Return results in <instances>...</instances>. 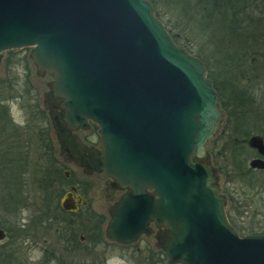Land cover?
<instances>
[{"label": "water", "instance_id": "water-1", "mask_svg": "<svg viewBox=\"0 0 264 264\" xmlns=\"http://www.w3.org/2000/svg\"><path fill=\"white\" fill-rule=\"evenodd\" d=\"M27 47L38 74L54 78L67 128L99 126L97 171L132 190L113 212L111 240L136 242L154 222L168 230L172 264H264V235L235 230L208 159L225 117L219 93L149 0H0V60ZM248 145L259 154L249 166L264 170V137ZM71 196L64 210L77 208Z\"/></svg>", "mask_w": 264, "mask_h": 264}, {"label": "rangeland", "instance_id": "rangeland-1", "mask_svg": "<svg viewBox=\"0 0 264 264\" xmlns=\"http://www.w3.org/2000/svg\"><path fill=\"white\" fill-rule=\"evenodd\" d=\"M169 8L161 4L159 12L162 20L159 19L178 34L185 46L190 47L191 54L207 60L217 80H222L224 76L228 88L221 85L225 104H231L228 95L232 86L238 90L240 87L244 88L250 99L245 102L249 108V126H242V123L241 126L237 125L236 115L239 110L232 111L228 106L227 111L222 110L225 117L221 129L208 144V159L216 170L220 192L226 197L227 216L230 214L235 217L233 227L240 236L250 233V229L260 233L264 227V171L254 170L252 174L249 173L256 181V184L250 187L249 180L242 179L241 176L247 173L250 160L257 157V154L249 147L250 150L235 149L234 141L229 140L230 135L241 138L246 134V128L264 137V63L254 62L247 57L236 65H230L224 59L225 55L217 52V38L211 29L203 33L197 21H188L181 12H173ZM178 25L186 30L178 33ZM32 50L29 47L4 51L0 60V92L11 97L8 101L11 116L18 124H25L30 120L32 125L29 138L32 144L30 162L25 170L26 186L23 188L22 199H15L9 205L0 202V220H8L13 213L12 222L18 229V232L13 231L16 230L14 227L9 232L5 231L6 238L0 241V252L5 256H0V264H53L49 260L51 254L65 253V241L70 240L71 243L79 241L82 250L72 254L70 252L68 261H88L89 264H101V261L103 264H138L133 254L125 261L117 257L112 258L120 251L104 233V219H109L107 209L111 202L107 199V191L101 181L96 180L95 176L85 175L72 163L66 162L65 165L60 162L65 160V157L64 153L59 151L58 138L54 133L56 125L49 112L48 99L54 78L51 74H38L31 57ZM230 51L235 52L234 47ZM46 132L47 136L44 138ZM43 143L50 146L42 149ZM66 171L70 173L67 180L64 176ZM47 180L50 183L45 191L40 186ZM68 184L81 188L80 192L85 201V206L80 209L81 214L66 215L62 209L63 189L65 187V190H68ZM45 193L50 196L49 199ZM7 209H11V212ZM65 219L70 224L75 223V228L67 226ZM70 229L74 231L75 239L66 240L65 230ZM81 236L84 238L83 242ZM142 240L153 242L154 238L143 235L137 244L141 248L144 247ZM160 264L172 263L164 258Z\"/></svg>", "mask_w": 264, "mask_h": 264}, {"label": "trees", "instance_id": "trees-1", "mask_svg": "<svg viewBox=\"0 0 264 264\" xmlns=\"http://www.w3.org/2000/svg\"><path fill=\"white\" fill-rule=\"evenodd\" d=\"M149 1L153 5L155 15L161 20L162 18L159 11L161 4H164L170 7L169 9L173 12H181V15L186 17L188 21L189 19L197 21L199 23V27L203 29V33H205V30L209 32L211 29L213 35L217 38L219 48V51L217 52L225 55L224 59L227 60L230 65H236V63H240L247 57L250 60L252 59L254 62L262 61V63H264V0ZM166 28L171 33L176 43L184 46L190 53H192L190 47L185 46L186 44L184 45V42L180 40L178 34L173 31V29L168 26H166ZM181 30L183 31L186 29L183 28V26L178 25V33H182ZM232 47H234L235 52L230 51ZM202 60L207 66L208 77L214 81V86L219 92L222 110L225 109V111H227V106L230 107L232 111L234 109L239 110V114L236 115L237 125L241 126L242 123V126H249L250 117L247 114L249 108L245 102L250 99L247 97L245 89L240 87V90H238L232 86L230 88L232 91H230L228 95V100H231V104L226 105L224 91L221 87L222 85L228 89L225 85L224 76L222 80H217L207 63V60ZM10 99L11 97H7L0 92V202L6 203L7 205L15 199H22L21 195L23 193V188L26 186L25 170L28 168V163L30 162V152L32 147L29 139L30 131L32 130L31 122L28 120L25 124H18L13 120L10 113V107L8 105V101ZM245 131L246 134H244L241 138L230 135L231 140L229 141H234L233 148L245 150L249 147L247 142L250 135H252V133L254 134V130H251L250 132V130H247L246 128ZM46 136L47 132L44 135V138H46ZM47 146L50 145L43 143L41 148L44 149ZM253 172V169L247 168V173L242 174L243 176H241L242 179L249 180L248 185L250 187H253V185L256 184V181L253 180V175H251ZM47 181H44L42 186H40L44 188L45 191H47L46 186H49L50 183ZM45 194L49 199L50 196L47 193ZM7 211L11 212V209H7ZM12 214L9 216L8 220H0V228L9 232L11 228L14 227L15 224L12 222ZM228 217L231 224H233L232 222H235V217L230 216V214ZM66 224L67 226L75 228V223L70 224V222H67ZM14 228L16 230L13 231L18 232V229L16 227ZM250 230V233L244 234L243 236L253 234L264 235V227L261 228L260 233H255ZM238 231L242 232L240 229ZM70 243V241L66 243V254L52 253L50 257L51 260L52 258L55 259V257L68 258L70 252L72 254L74 251L77 253L82 250L80 245L76 244L77 242L73 243L74 246H70ZM0 256L5 255L0 252ZM68 260L62 264H89L88 261L77 262L74 260ZM57 264H61V262L57 261Z\"/></svg>", "mask_w": 264, "mask_h": 264}, {"label": "flooded vegetation", "instance_id": "flooded-vegetation-1", "mask_svg": "<svg viewBox=\"0 0 264 264\" xmlns=\"http://www.w3.org/2000/svg\"><path fill=\"white\" fill-rule=\"evenodd\" d=\"M48 99L50 101L49 112L53 116L56 125V131H54V133L58 138V145L60 147L59 151L62 154L64 153L63 156L65 157V160L62 159L63 161H59L65 165L66 162L72 163L77 168H80L82 173L85 175L91 177L95 176L96 180L99 182L101 181V184L107 191V199L109 202H111V206L107 209L109 219L108 221L107 219H104L103 229H105L104 233H106V236L109 237L108 227L110 225L113 212L121 199L126 194L131 193L132 190L129 188H123L115 179L109 177L104 172L97 171V163L103 159L99 126L95 122L88 120L86 127L80 126L77 129L67 128L68 123L65 120L66 111L61 109V103L63 99L54 98L51 95ZM57 122H59L62 128L58 127ZM64 176L67 180L70 177V173L66 171L64 172ZM68 186V190H65V187L63 189V199L61 201V206L67 195L72 194L70 199L73 200L77 208L69 211L64 210L63 207L62 209L66 215L81 214L80 209L85 206V201L82 198L83 194L80 192L81 188L74 184H68ZM73 188H75L76 191H74ZM87 203H89L88 200ZM65 222L67 223L66 219ZM70 230H65L66 240L75 239L74 231L71 230V232ZM71 233H73V235H71ZM144 235L152 236L154 241L152 242L150 240H142L141 242L144 243L143 248L137 245L143 235L140 236L138 241L133 243H120L110 239L111 243L115 244V247L120 251L118 255L112 256V258L115 259L117 257L118 259L125 261V259H129L130 255L133 254V257L138 264H148L152 262L159 264L162 263L164 258L167 259L163 247L168 240V230L164 227H157L154 222H151L149 224V233ZM81 238V242H83L84 238L82 236ZM65 243H67V241H65ZM76 244L80 245L79 241H77ZM69 245L74 246L73 243H70ZM80 247L82 248V246ZM49 260L50 263L53 264H57V261L61 262L62 264L67 262L68 258L55 257V259L52 258L51 260L50 258ZM100 263L103 264L104 262L101 261Z\"/></svg>", "mask_w": 264, "mask_h": 264}]
</instances>
